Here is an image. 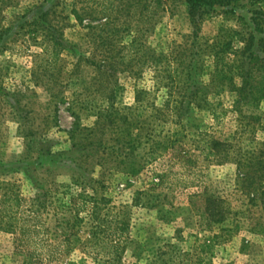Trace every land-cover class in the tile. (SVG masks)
Wrapping results in <instances>:
<instances>
[{"label":"rangeland","instance_id":"obj_1","mask_svg":"<svg viewBox=\"0 0 264 264\" xmlns=\"http://www.w3.org/2000/svg\"><path fill=\"white\" fill-rule=\"evenodd\" d=\"M81 5L94 13L79 24L69 11ZM44 11H49V18L60 28L67 47L60 55V77L57 69L44 74L41 57L35 55L40 47L32 40L36 36L40 41L39 29L21 27ZM106 22L104 28L100 27ZM236 24L234 19L210 14L201 23V35L212 38L220 25ZM0 29H8L0 42V210L6 191L18 190L30 198V175L44 177L47 170L51 171L44 185L48 197L60 193L68 184L82 191V184L86 192L97 197L101 207L98 220L82 214L84 219L76 222L69 201L55 199L47 204L44 220L50 230L49 242L70 239V252L51 261L43 255L38 262L28 258L26 251L33 247L20 246L17 234L5 230L8 219H1L0 215V264H103L104 257L88 254L92 251L88 241L96 221L106 224L117 213L129 224L119 260L122 264H193L197 257L202 259L201 264H264V179L253 187L239 189L235 165L202 162L205 190L225 198L230 209L220 225L206 229L189 203L194 188L176 186L172 177L168 180L171 189L158 186V179L149 168L125 173L102 166L100 162L108 156L107 150L87 144L100 140L107 147L114 144L109 132L87 135L96 120L88 109L101 101L99 96L85 91L97 72L91 61L99 62L107 56L114 63L116 83L124 88V102H131L135 87L152 89V71L140 63L154 50L168 52L191 33L183 0H161L159 6L152 0H7L0 7ZM136 43L143 46L144 55H140V63H129L128 53H132ZM104 50L111 55H100ZM203 80L207 81V76ZM157 95L161 102V93ZM210 98L228 113L220 129L232 130L236 113L231 111L228 93ZM251 112L260 115L264 124V101L257 109L247 108L246 113ZM197 120L206 122L207 116L199 113ZM154 129L160 136L157 139H162L171 126L157 124ZM74 130L77 132L73 139ZM42 142L51 145L53 151L70 149L73 143L85 145L84 151L74 150L73 163L67 166L75 164L80 168H62L49 163L48 156L39 164ZM152 143L143 148L147 150ZM164 161L161 158L158 165ZM158 165L152 167L158 169ZM172 171L177 174L179 167ZM37 249L43 251L41 247Z\"/></svg>","mask_w":264,"mask_h":264},{"label":"trees","instance_id":"obj_2","mask_svg":"<svg viewBox=\"0 0 264 264\" xmlns=\"http://www.w3.org/2000/svg\"><path fill=\"white\" fill-rule=\"evenodd\" d=\"M6 2L0 0V7ZM152 2L159 6L161 0ZM183 2L192 25L191 33L183 42L170 47L166 53L154 50L144 63L140 57L144 55L141 44L136 43L132 53H128L129 63L141 62L152 71V89L135 87L131 102H124V88L116 83L114 63L107 56H102L99 62L91 61L97 72L85 91L99 96L101 101L88 109L96 120L87 135L92 137L98 131L101 134L109 132L114 144L107 147L101 140L87 144L107 150L109 159L105 157L100 162L102 166L125 173H139L149 168L158 179V186L171 189L172 183L168 180L172 177L176 186L194 188L189 196L190 206L200 225L212 229L215 224L223 222L230 209L225 198L205 190L202 162L235 165V181L239 189L253 187L264 179V124H261L260 115L246 113L247 108L257 109L264 101V0ZM69 13L82 24L94 12L81 5L79 8L71 7ZM210 14L222 16L224 20L234 19L237 24L235 27L220 25L212 38H205L201 35V23ZM107 24H100V27ZM23 25L40 31L37 30L40 41L34 36L32 42L40 47V52L35 55L41 57L44 74L58 71L60 55L67 47L60 28L49 18V11L25 21L21 27ZM7 30L0 29V42ZM28 33L35 35L32 30ZM70 49L74 52L75 47ZM102 52L100 55H111L106 53L107 50ZM61 74L58 71L59 77ZM204 76H207V81L203 80ZM224 91L231 98V111L236 113L235 125L230 131H222L219 127L227 118V111L210 98ZM157 92L161 93V102H158ZM199 113L207 116L206 122H198ZM157 124L171 126L162 139H157L160 137L154 129ZM76 132L72 131L73 139ZM151 141L153 143L145 150L144 144ZM51 148V145L41 143L39 164L44 163L48 156L49 163H57L62 168H80L75 164L70 168L67 166L73 163L74 150L84 151L85 145L73 143L72 148L59 151ZM161 158L165 163L158 165ZM153 164H157L158 169L153 168ZM174 167H179L177 174L172 171ZM49 174L50 170L44 177L30 175V198L26 199L18 190L6 191L0 210L1 219H8L5 230L17 234L20 246L31 245L33 249L26 251L25 255L37 262L42 260V255L51 261L70 252L67 246L69 237L55 244L49 242L50 230L44 220L47 204L54 203L55 199L64 203L69 201L76 222L84 219L82 214L98 220L101 212L97 197L86 192L82 184H79L82 191H76L68 184L60 193L48 197L44 185ZM128 227L120 213L113 214L106 224L96 221L88 241L92 251L88 254H93V258L104 257L103 264H122L119 260ZM41 243L45 245L39 246ZM100 243L103 245L97 249ZM36 245L44 253L38 251ZM201 262L202 259L197 257L193 264Z\"/></svg>","mask_w":264,"mask_h":264}]
</instances>
